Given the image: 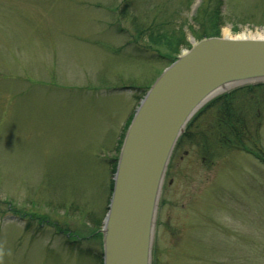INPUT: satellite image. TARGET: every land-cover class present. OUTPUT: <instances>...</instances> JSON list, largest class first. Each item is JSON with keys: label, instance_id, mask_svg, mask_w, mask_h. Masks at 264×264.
Returning a JSON list of instances; mask_svg holds the SVG:
<instances>
[{"label": "rangeland", "instance_id": "rangeland-1", "mask_svg": "<svg viewBox=\"0 0 264 264\" xmlns=\"http://www.w3.org/2000/svg\"><path fill=\"white\" fill-rule=\"evenodd\" d=\"M216 2L0 0V264H100L127 128L172 62L148 35L182 32L180 55ZM221 11V36L264 31V0ZM232 102L174 150L153 264H264V87Z\"/></svg>", "mask_w": 264, "mask_h": 264}, {"label": "water", "instance_id": "water-1", "mask_svg": "<svg viewBox=\"0 0 264 264\" xmlns=\"http://www.w3.org/2000/svg\"><path fill=\"white\" fill-rule=\"evenodd\" d=\"M264 85V38L194 41L149 88L126 132L99 233L103 264H153L157 213L173 152L197 114L220 96Z\"/></svg>", "mask_w": 264, "mask_h": 264}, {"label": "trees", "instance_id": "trees-1", "mask_svg": "<svg viewBox=\"0 0 264 264\" xmlns=\"http://www.w3.org/2000/svg\"><path fill=\"white\" fill-rule=\"evenodd\" d=\"M217 6H212L209 8H203L202 14L200 15V20L198 19V23L202 27V31L199 32L196 36L197 40H201L203 38H210V37H219L221 36V26H224V19L222 16L221 11V5L222 0H217ZM199 15V14H198ZM185 39L184 34L180 32L178 33H172L170 35L159 33V34H153L150 33L148 35V40L152 45H156L157 47H162L166 50L168 54L167 57L163 56L161 54V57H165L167 59H172V61L178 56L182 49V45H184L183 40ZM187 49H190L191 46L189 44H185ZM160 57V56H159ZM264 86H257V87H247L242 90H238L236 92H233L230 95L223 96L219 99H217L215 102L211 104V108L218 107L220 110V113L223 114L225 117H228L227 121L229 125L231 124V119L234 118L237 115H233L232 113V101L235 96L238 94H242L243 92L245 94L252 93L254 90H258L259 88H263ZM231 131L236 132L233 127H231ZM187 136V135H186ZM185 136V137H186ZM116 166L113 168V174L115 173ZM111 192L113 189V181H111ZM101 225L98 226L100 228ZM96 234L99 236V238H102L101 234H99L98 231H96ZM100 264L102 263V254H100L99 257Z\"/></svg>", "mask_w": 264, "mask_h": 264}, {"label": "bare ground", "instance_id": "bare-ground-1", "mask_svg": "<svg viewBox=\"0 0 264 264\" xmlns=\"http://www.w3.org/2000/svg\"><path fill=\"white\" fill-rule=\"evenodd\" d=\"M224 36H228V37H232V33L230 32V30H225L224 31ZM240 36L241 38H244V37H254V38H264V31H262V33H257L256 35H253V34H246V33H243L241 35H238Z\"/></svg>", "mask_w": 264, "mask_h": 264}]
</instances>
